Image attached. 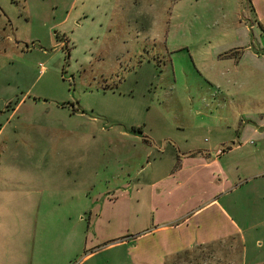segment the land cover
<instances>
[{"label": "rangeland", "instance_id": "obj_1", "mask_svg": "<svg viewBox=\"0 0 264 264\" xmlns=\"http://www.w3.org/2000/svg\"><path fill=\"white\" fill-rule=\"evenodd\" d=\"M251 2L264 26V0ZM261 33L248 0H0V107L10 97L25 101L15 124L19 139L31 140L36 150L59 139L66 125L80 131L62 137L82 138L86 154L87 142L94 140L100 174L117 175L108 185L98 182L94 194L103 203L120 195L119 186L140 165L138 160L146 164L145 158L127 159L144 148L133 141L140 129L153 140L150 149L156 152L150 151L156 157L164 149L163 162L174 137L196 126L231 122H219L215 111L228 113L237 103L206 97L205 59L224 47L260 50ZM208 138V133L201 136L203 143ZM246 147L241 175L258 176L246 180L240 194H214L219 205H208L180 229L189 242L179 243L178 229L132 242L152 229L155 213L139 207L127 218L122 199L116 220L102 216L91 230L99 239L97 254L80 262L90 252L81 251L72 264H264V143L259 156L249 152L253 145ZM114 157L121 162L115 164ZM238 198L239 211L233 203ZM164 236L173 249L193 244L161 259ZM106 241L114 243L111 248Z\"/></svg>", "mask_w": 264, "mask_h": 264}, {"label": "crops", "instance_id": "obj_2", "mask_svg": "<svg viewBox=\"0 0 264 264\" xmlns=\"http://www.w3.org/2000/svg\"><path fill=\"white\" fill-rule=\"evenodd\" d=\"M253 11L254 23L263 27L264 35V26L258 21L255 8ZM249 49V46L220 48L212 51L204 63L206 97L211 102L220 96L223 104L237 103L228 113L225 108L215 111L219 122L222 119L231 122L196 126L188 135L174 137L172 145L169 143L168 158L163 162L164 149L157 150L161 155L156 157L150 151L156 152L150 149L153 140L140 129V136L134 134L133 141L144 148L135 155L132 152L127 159L130 162L145 158L146 164L157 163L147 171L146 164L137 159L140 165L126 174L128 180L119 186L123 189L120 195L103 203L94 194L100 188L97 184L103 180L108 185L117 175L100 174L101 156L95 141L87 142L90 152L86 154L82 138L62 137L80 131L66 125L59 139L45 141L36 150L37 144L31 140L19 139L20 127L15 124L25 101L10 97L0 107V264H72L76 254L84 250L90 252L83 254L80 262L92 258L100 243L91 230L96 229L102 216L108 222L116 220L115 209L122 199L119 205L125 208L127 218L139 207L155 213L152 229L135 236L132 242L170 229L179 230V243L189 242L180 229L188 227L191 219L208 205H219L214 194H240L246 180L258 176L241 175L244 162L240 157L246 154V146L253 145L249 152L259 156V144L264 143V48ZM249 89L254 93L243 91ZM248 102L253 105L247 107ZM213 112L208 113L216 116ZM202 130L209 135L204 143ZM114 159L115 164L121 162L119 157ZM240 198L233 201L238 211ZM251 202L258 204L256 199ZM233 203L229 207L234 210ZM165 237L160 238H163L161 259L193 244L173 249L166 245ZM88 244H93V248L86 249ZM113 244L106 241L105 247L111 248Z\"/></svg>", "mask_w": 264, "mask_h": 264}, {"label": "trees", "instance_id": "obj_3", "mask_svg": "<svg viewBox=\"0 0 264 264\" xmlns=\"http://www.w3.org/2000/svg\"><path fill=\"white\" fill-rule=\"evenodd\" d=\"M248 2H249V4H250V7H251V11L252 12H254L253 10H254V8H253V5H252V2H251V0H248ZM260 26V25H259ZM262 28V30H263V27H261Z\"/></svg>", "mask_w": 264, "mask_h": 264}]
</instances>
